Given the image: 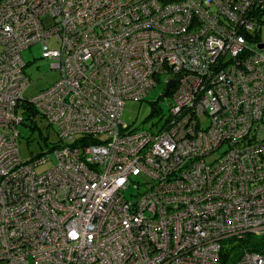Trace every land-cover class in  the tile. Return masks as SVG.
Returning a JSON list of instances; mask_svg holds the SVG:
<instances>
[{
	"label": "built area",
	"instance_id": "1",
	"mask_svg": "<svg viewBox=\"0 0 264 264\" xmlns=\"http://www.w3.org/2000/svg\"><path fill=\"white\" fill-rule=\"evenodd\" d=\"M263 31L264 0H0V264H264L225 257L264 239ZM35 44L60 77L26 100ZM170 82L167 119L129 130ZM24 103L58 138L30 162Z\"/></svg>",
	"mask_w": 264,
	"mask_h": 264
},
{
	"label": "rangeland",
	"instance_id": "2",
	"mask_svg": "<svg viewBox=\"0 0 264 264\" xmlns=\"http://www.w3.org/2000/svg\"><path fill=\"white\" fill-rule=\"evenodd\" d=\"M46 27L51 26V19L44 18ZM264 41V31L261 36ZM49 48H58L53 40L47 41ZM21 57L26 64L25 74L30 79V85L24 92V98L30 100L37 93L47 89L56 83L60 77V71L56 68L52 60L43 59L41 45H32L29 49L21 52ZM167 77L163 78V81ZM164 85L155 87L142 102L128 100L125 103L121 119L129 126V130L134 129H152L155 124H161L169 115V98L163 97ZM206 122L203 121V124ZM18 150L23 162H29L33 158L44 153L57 144L58 138L56 130L51 127L40 116H36L32 121H25L18 126ZM46 157H51L48 154ZM52 167V162L47 161L34 168L36 174L41 175ZM129 192H126L129 198ZM133 193H137L134 188Z\"/></svg>",
	"mask_w": 264,
	"mask_h": 264
},
{
	"label": "trees",
	"instance_id": "3",
	"mask_svg": "<svg viewBox=\"0 0 264 264\" xmlns=\"http://www.w3.org/2000/svg\"><path fill=\"white\" fill-rule=\"evenodd\" d=\"M22 109H24V112H22V114L25 117V119H24L25 121H32V119H34L37 116V112L31 106H29L25 103L22 105ZM56 146H57V144L54 145L52 148L48 149V152L51 151ZM45 155H46V153H44L38 157L33 158L31 161H33L36 158H40L42 156H45ZM242 250L255 252V253H258V254L264 256V239L256 238L254 236H246L243 240L235 241V244H233L230 247V250L225 253V257L227 258L228 257L227 255H229L230 252L233 253L232 257L233 256L236 257V255L239 254ZM233 261H234V259H233Z\"/></svg>",
	"mask_w": 264,
	"mask_h": 264
},
{
	"label": "water",
	"instance_id": "4",
	"mask_svg": "<svg viewBox=\"0 0 264 264\" xmlns=\"http://www.w3.org/2000/svg\"><path fill=\"white\" fill-rule=\"evenodd\" d=\"M262 47H263V45L260 46V48H262ZM172 85H173V82H170V83L168 84L167 88L165 89L164 93L162 94V96H163L164 98L167 96V93H168V91H169V89H170V87H171Z\"/></svg>",
	"mask_w": 264,
	"mask_h": 264
}]
</instances>
